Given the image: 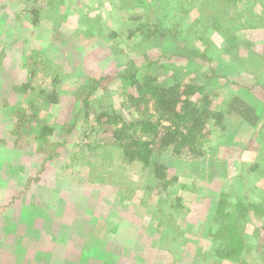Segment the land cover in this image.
<instances>
[{"label":"trees","instance_id":"16d2710c","mask_svg":"<svg viewBox=\"0 0 264 264\" xmlns=\"http://www.w3.org/2000/svg\"><path fill=\"white\" fill-rule=\"evenodd\" d=\"M70 1L0 0V6L6 5L13 12L12 18H2L0 41H5L8 34L18 43L16 49L23 50L31 32L37 46L22 54L20 64L24 74L20 79L9 78L2 85V88L10 85L9 91H5L8 95L1 92L0 98L5 97L3 103L13 105V110L0 119L1 176L8 179L3 170L17 168L21 163L17 155L22 154V149L30 148L29 145L37 146L46 163L60 155L69 159L70 155L62 150L74 140H80L79 147L87 140L85 147L92 151V156L107 162L105 168L93 167L87 179L91 183L108 182L111 189L105 200L109 203L102 209L107 216L103 212L94 213L96 205H89L93 195L88 194L85 206L73 202L71 209L64 208L71 224L56 214L44 217L40 227H35L40 235H28L40 250L37 253L43 251L44 255L38 261L32 260V264H73L66 258L70 241L78 243L76 258L72 260L78 264H98L101 260L106 264H125L122 260L137 261L135 254L143 259L138 264H163L166 252L162 248L178 251L177 234L192 232L200 237L197 245L182 247L180 251L182 256L183 252H187V258L192 256L190 264L199 260H211L213 264H253L244 260L250 253L259 264H264V199L256 201L246 189L247 174L256 172L258 164L254 163L244 174L240 158L243 153L246 158H252L257 150L264 155V45L258 48L255 36L253 40L240 33L241 30L233 27L231 31L224 26L228 20L233 24V18L242 17L238 7L245 9L244 5L251 8V3H257L264 14V0H199L201 9L189 28L182 29L178 22L172 30L165 28L163 21L173 16L172 11L186 14L185 0H121V6L135 12L131 16L133 24L125 27L123 34L129 41L137 38L136 34L140 39L128 51L118 44L108 45L106 38L101 41L103 48L99 46V50L108 52L118 64L112 75L104 72L89 75L83 66L78 69L81 72L71 70V65L82 58L79 51L88 55L89 50L97 49L85 47L93 40L90 37L95 36L93 29L64 26L68 17L77 14L74 8L68 9ZM56 6L59 10L54 11ZM49 12L54 15L52 24L45 25L41 16ZM23 18H28L27 27ZM207 31L222 32L220 47L208 43ZM116 35L113 31L107 38L115 39ZM142 43L158 50L159 55L153 57L146 49L142 53L138 51ZM135 49L138 52L133 56L131 52ZM6 50L0 51V73L5 70ZM239 50L245 51L247 64L251 65L248 61L255 59L253 64H256L247 67L252 69L250 77L254 84L251 88L239 87L232 79L225 86H218L222 76L216 73V65L231 61L230 56ZM70 60L72 64L67 65ZM44 65L53 70L51 84L36 87L33 78ZM232 87H238L236 93ZM217 92L224 96L220 103L214 100ZM42 105L48 110L54 108L50 117H41ZM130 111L136 114V119L126 118ZM242 125L252 129L246 138L239 130ZM234 145L240 149L235 154L227 153V148ZM80 151L72 155L75 161ZM163 152L171 157L172 164L155 158ZM139 163L150 170L149 183L144 188L146 195L157 189V200L154 208H147L148 215L139 213L146 225L137 228L122 208L133 187L123 174V166ZM67 164L64 161L50 173L56 179L61 177L59 188L80 184L85 189L76 179L75 169L67 172ZM58 171L61 176L55 174ZM94 171H100L99 176L92 177ZM260 176L258 183L263 188L264 173ZM55 184L54 181L52 185ZM172 188L177 190L171 191ZM180 192L185 195L181 196ZM199 192L207 198L202 199ZM23 195L18 203L21 208ZM116 198L121 204H112ZM186 198L193 202L186 203ZM166 205L169 211L179 210L180 218L174 219L166 213ZM86 208L85 219L81 211ZM103 215L105 220L111 216L115 221L120 219L117 233L103 226ZM155 219L163 226V232L153 231L151 225ZM83 230H89L85 231L89 235L78 232ZM19 236L27 234L20 232Z\"/></svg>","mask_w":264,"mask_h":264},{"label":"rangeland","instance_id":"374dc122","mask_svg":"<svg viewBox=\"0 0 264 264\" xmlns=\"http://www.w3.org/2000/svg\"><path fill=\"white\" fill-rule=\"evenodd\" d=\"M154 1V0H153ZM72 2V5H71ZM185 7L188 9V12L186 14L178 12V11H172V15L165 19L163 21V26L165 28L174 29L176 24L178 22L181 23L182 29L189 28V24L192 23V20L195 19V17L198 16V11L201 9L200 1L199 0H185ZM174 5V4H172ZM74 8V10L77 12L75 15L76 17H68L66 23L64 26L68 27H74L77 29H86L91 30L93 29L95 32L94 37H90L93 40L88 42L85 47L88 49L95 48L91 51L90 54H86L84 51H79V54L81 55V59L78 63L76 61L74 65H71V70L76 69L75 71L81 72L82 66L84 68V72L89 75L91 74H97V73H107L112 75L117 67V62L112 58V56L109 55V53H105L104 51L99 50V46L102 47L101 41L106 38V41L108 45H115L118 44L122 49L129 50L128 48L132 46V43H135V41L139 40L140 37L138 34H136L137 38L133 40H127L125 38V34H123L124 28L129 27L133 24V21L131 19V16L134 15V10L131 8H125L121 6V0H71L69 5V10ZM251 8H248V6L244 5V8H240V11L242 12V17L240 18H233V24L232 22L228 20V22L224 23V26L226 29H230L232 31L233 27L235 30L240 31V33L247 34V37L254 40L258 48L263 47L264 45V14L261 6H258L257 3H251ZM170 10H172L171 6H169ZM11 10V9H10ZM8 9V6H0V24L2 22V18H12L13 12L11 13ZM59 10V7L56 6L54 8V11ZM14 11V10H13ZM54 15H52L51 12L42 14L41 19L42 23L45 25H51V18ZM238 17V16H237ZM65 18V17H64ZM24 23L26 24V27L28 26V18H23ZM11 20V21H10ZM9 22H12V19H10ZM254 22V23H253ZM174 24V25H173ZM24 26V25H23ZM62 27V26H61ZM60 27V28H61ZM116 32L117 37L115 39L107 38L108 35L111 32ZM229 31V30H227ZM98 33V37H97ZM34 34V33H33ZM33 34L30 32L29 37L27 38V42L24 46L23 50L16 49L17 42L14 40H11L10 36L6 34L5 41H0V51L3 48H6L5 56L3 57V63L4 65V72L0 73V93H4V96H7L5 91H9V86H6L5 88H2V85L6 83V81H9V78L20 79V76H22L24 73L21 71V57L23 53H28L29 50L35 49L37 46L34 45V39ZM222 32L221 31H207V41L211 45H215L217 48L221 46L222 43ZM104 41V40H103ZM143 44V46H142ZM141 44V48L138 50L141 53L144 51L143 49H146L150 51L149 53L153 57H157L159 55L158 50H155L151 46H145V43ZM83 46V45H82ZM10 48V49H8ZM103 48V47H102ZM212 49V48H211ZM134 50V49H133ZM145 50V51H146ZM137 49H135V52H131L133 56H136ZM137 51V52H138ZM245 51L239 50L238 52L235 51L230 57L231 61L224 63V64H217L216 66V73L220 76H222V79H219L218 86H225L227 83L230 82V80L234 79L239 83V87H246L251 88L254 84V79L251 80L250 72L253 74L252 69L247 68L250 67L253 64L254 60L252 58L248 61L251 65L246 63L245 59ZM138 58V56H137ZM72 64L73 60L68 61L67 65ZM22 63V62H21ZM155 71V70H154ZM257 73V72H255ZM264 74V71H263ZM53 70L50 69L48 66L44 65L41 67V69L38 71L35 78H33V85L36 87H49L51 81ZM260 75V74H259ZM250 77V78H249ZM165 78V77H164ZM71 81H74L73 79ZM238 87H232V91L236 93V89ZM230 90V89H229ZM257 92V91H256ZM218 97L215 100L216 102H219L223 99V93L217 92ZM234 94V93H233ZM4 98H0V119H3L6 117V114H10V111L13 110V105L7 104L5 105L3 103ZM220 103V102H219ZM40 115L42 118H48L53 113V109L51 110L42 105L40 107ZM55 110H57L55 108ZM127 119H136V114L133 111H130L126 115ZM240 131H242L243 137H248L250 133H252V129L248 128L247 125H242L239 127ZM24 133L25 131L22 130ZM264 132V131H263ZM87 140H84L80 145V140L77 142L74 140V142L69 143L62 151L66 155H70V158L67 159V156L60 155L58 157H54L50 161L46 162L44 161L43 154L40 152H37V146L29 145V147H26V149L21 150V155L18 154L17 157L21 159V163L18 164L17 168L14 169H8L6 168L3 170L4 174L7 175L5 177H8V179H4L3 176L0 174V264H32V260L38 261L41 259L43 255V251L38 254L37 251H40L34 244L35 241H31V237L29 238L28 235H40L39 230L35 231V227L39 228L41 222L45 219L44 217H48L50 215L56 214V216H60L59 218L67 223H72L71 218H69V215L66 214L67 212L64 211V208L69 207L70 204L73 202L81 205H84L85 196H88V194L93 195V200L89 201V205L93 204L96 205V208L94 209V213H98L100 215V212H103V214L109 215L108 213H105L106 211H103L106 203H109L108 201L105 202L106 199H108V191L111 189L108 188V182L107 183H91L87 179L90 177V172L93 167L95 168H105L107 165L106 161H103L102 158H94L91 154L92 151H90L87 147ZM94 145H96V141L93 142ZM99 145H101L99 143ZM239 146H242L241 143ZM101 147V146H100ZM240 149V147L230 146L227 148V153H234L236 152V149ZM259 148V146H258ZM78 149H81L79 154V159L75 161L74 158H72V155L75 151ZM253 152L252 150H250ZM252 158H246L245 153L240 155L241 160L244 163V166L242 170L244 171V174L248 171V169L252 168L254 163L258 164V169L256 172L248 173L247 177L249 179L247 183V191L250 193L253 199L256 201H261L262 196L264 197V188H261L258 183V179L261 178V175L264 173V155L259 154V151H254L252 154ZM155 158H157L160 162L170 164L173 163V160L171 157H169L166 153H162L161 155H156ZM101 160V162H100ZM68 163L67 166V172H71L72 169H75V172L77 173L76 179L80 180L79 183H83L85 185V189L83 188V185H80L78 187H68V188H59V184L61 182L60 178H55L54 175H51V171H56V168L58 165L62 164L63 162ZM95 162V163H94ZM47 168V171L44 170L43 166ZM90 165V166H89ZM173 166V165H172ZM174 167V166H173ZM0 168H3V165L0 164ZM124 171L123 174L125 177H127L128 180H130L133 184V187L130 189L128 194V199L126 198L122 208L127 213V215H130L128 219L133 223V227H143L145 226V222H143L142 217L139 215V213H142L143 215H148V211L146 212L147 208L151 210V208L155 207V202L157 200V189L152 190L149 194L146 195L145 186L149 183V175L150 170L148 168H143L142 165L139 164H133L130 166L124 165L123 166ZM171 171H175L173 168H171ZM100 172V171H99ZM99 172L94 171L92 177L99 176ZM121 172V171H120ZM56 175L61 176L59 171L58 173L55 172ZM181 177L184 178V174H180ZM179 175V176H180ZM40 179L38 182L37 180ZM261 180H264L261 179ZM29 181V182H28ZM55 181V185H52ZM47 182V183H45ZM182 181L180 180L179 183ZM187 182V181H185ZM58 183V184H57ZM42 184V185H41ZM52 185V186H50ZM178 185V184H177ZM190 185V184H189ZM259 186V187H256ZM78 187V189H76ZM87 187V188H86ZM73 188V189H72ZM72 189V190H71ZM68 190V191H67ZM177 189L172 188L171 191H176ZM205 190V189H204ZM259 190V191H258ZM263 193L262 195L258 192ZM203 192V190H202ZM18 193H21L20 196ZM23 195V204L22 208L18 205L20 203V198ZM46 194V196H44ZM53 194V195H52ZM181 196L185 195V193L180 192ZM200 197L204 200L207 198L204 193L199 192ZM84 195V196H82ZM259 195V196H257ZM95 200V201H94ZM191 198H186L184 201L188 203L191 202ZM195 200V199H194ZM19 201V202H17ZM96 202V203H95ZM121 200L119 198H116L112 201V204H121ZM193 202V200H192ZM170 204V203H169ZM107 205V204H106ZM26 206V207H24ZM116 206V205H115ZM197 209H199V204H196ZM60 207V209H59ZM20 208H21V218H20ZM59 209V210H58ZM71 209V208H70ZM105 209V208H104ZM102 210V211H101ZM165 212L171 215L174 219H179V210L176 208H172L170 211L168 210V206H165ZM82 218H87L88 215H85V212H87V208L84 209V211H81ZM118 211H115V213ZM93 215V213H92ZM121 216V215H117ZM107 218V217H106ZM145 218V217H144ZM102 219H104V215L102 216ZM115 217H110L107 220H103V226L106 228V226L111 229V231H114L113 234L117 233L116 230H118V226L121 225L120 219L115 221ZM118 219V218H117ZM81 224L84 227V223L81 221ZM68 225V224H67ZM70 226V225H68ZM140 227V228H141ZM152 229L154 232L157 231H164L163 226H161L157 219L152 220ZM21 229V231H19ZM34 229V230H33ZM47 229V227H46ZM45 228L41 229L42 231H46ZM99 229V228H98ZM194 230V229H193ZM86 232H90L89 230H85ZM85 231H78L81 232V235L84 236L89 235L86 234ZM196 231V230H195ZM26 233L27 236L20 237L19 233ZM29 232V233H28ZM48 232V231H47ZM77 232V233H78ZM96 232V229H93V233ZM122 234L125 232H121ZM91 234V233H90ZM185 234V235H183ZM95 235V233L93 234ZM81 237V236H80ZM53 238V235L51 236ZM87 238V237H86ZM169 238L171 239L170 235ZM177 242H181L180 244L177 243L179 246L176 249H179L178 251H173L174 248L168 247L169 249H172V251H168L166 248H162L163 251L166 252L165 256L166 259L162 260L165 261L163 264H190L189 260L191 262L192 256L189 255V257H185V253L183 252V256L181 255V248L186 249L188 245L196 244L200 240V237L195 233H178L177 234ZM17 241V243H16ZM71 242L67 245L66 252L68 260L71 261L73 264H78L72 262L76 258L77 250L78 249V243ZM175 243V244H176ZM114 244V243H112ZM105 248V247H104ZM103 248V249H104ZM189 248V247H188ZM47 252V250H45ZM48 253L52 254V251H48ZM160 253V251H159ZM46 254V253H45ZM147 255V254H146ZM149 255V254H148ZM253 255V256H252ZM127 258V256L125 255ZM150 257V256H149ZM122 259V257H120ZM135 259L137 261L132 260H122L125 264H138V260L142 261V257L139 254H135ZM152 259V258H151ZM150 259V261H151ZM159 260L160 259H155ZM246 262H252L253 264H259L255 259V255L251 254L248 255L245 259ZM188 261V263H186ZM142 263V262H141ZM139 263V264H141ZM90 264H96L91 262ZM98 264H106L101 262H98ZM152 264V263H151ZM195 264H213L212 261H197ZM222 264H231V263H225Z\"/></svg>","mask_w":264,"mask_h":264},{"label":"crops","instance_id":"0c3cea01","mask_svg":"<svg viewBox=\"0 0 264 264\" xmlns=\"http://www.w3.org/2000/svg\"><path fill=\"white\" fill-rule=\"evenodd\" d=\"M264 188V186H262ZM262 199H264V197L262 196Z\"/></svg>","mask_w":264,"mask_h":264}]
</instances>
